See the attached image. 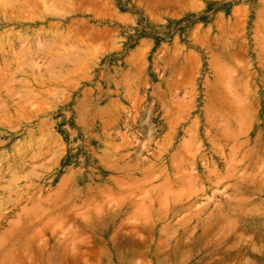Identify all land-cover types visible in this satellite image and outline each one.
<instances>
[{
    "label": "rangeland",
    "instance_id": "1",
    "mask_svg": "<svg viewBox=\"0 0 264 264\" xmlns=\"http://www.w3.org/2000/svg\"><path fill=\"white\" fill-rule=\"evenodd\" d=\"M64 1L0 2V261L72 263L123 216L202 233L203 213L242 210L209 203L232 195L228 153L258 182L263 243L264 171L244 169L264 151V0Z\"/></svg>",
    "mask_w": 264,
    "mask_h": 264
},
{
    "label": "crops",
    "instance_id": "2",
    "mask_svg": "<svg viewBox=\"0 0 264 264\" xmlns=\"http://www.w3.org/2000/svg\"><path fill=\"white\" fill-rule=\"evenodd\" d=\"M255 55H264V52L260 51ZM259 107L262 111L258 116L257 134L252 138L251 147L256 142L264 147V101ZM227 157L231 163L221 167L218 172L231 176L228 187L232 189V195L216 198L209 203L240 204L241 212L220 210L203 213L204 218L210 222L209 227L202 233H196L194 227L180 232L172 216L166 225L156 217L148 222L140 219L136 225L130 223L129 217H116L108 225L107 233L91 234L85 241L83 239L77 243L76 251L83 249L86 244L90 245V249L79 253L74 262L69 264H264V241L259 243L257 220L252 213L255 198L251 193L258 187V182L238 176V172L243 170L239 169L241 167L238 161L242 155L235 154L233 157L228 153ZM246 167L244 171L250 177V173L264 171V151L258 155L252 154L246 161ZM239 188L251 191L244 196L233 194ZM228 219L235 221L232 230L227 229ZM262 232L264 235V229ZM34 245L44 250L46 247L49 249L51 240L40 241V244L36 240ZM0 264L3 263L0 261ZM23 264L67 263L61 258L52 263L48 252Z\"/></svg>",
    "mask_w": 264,
    "mask_h": 264
},
{
    "label": "bare ground",
    "instance_id": "3",
    "mask_svg": "<svg viewBox=\"0 0 264 264\" xmlns=\"http://www.w3.org/2000/svg\"><path fill=\"white\" fill-rule=\"evenodd\" d=\"M3 1H6V0H2V2H3ZM11 1H12V0H11ZM30 1H31V0H30ZM40 1H42V0H40ZM44 1H45V0H44ZM52 1H53V0H52ZM59 1H60V0H59ZM65 1H66V0H65ZM65 1H64V2H65ZM68 1H69V0H68ZM73 1H74V0H73ZM73 1H72V2H73ZM0 2H1V0H0ZM13 2H14V1H13ZM15 2H16V1H15ZM54 2H55V1H54ZM61 2H62V1H61ZM69 2H70V1H69ZM69 2H68V4H69ZM8 3L11 4V2H8ZM16 3H17V2H16ZM62 3H63V2H62ZM0 4H1V3H0ZM12 4H13V3H12ZM54 4H55V3H54ZM57 4H58V3H57ZM59 4H61V3H59ZM20 5H21V4H20ZM50 5H51V3H50ZM4 6H5V4H4ZM48 6H49V5H48ZM51 6H52V5H51ZM70 6H71V5H70ZM6 7H8L7 4H6L5 8H6ZM21 7H22V6H21ZM46 7H47V6H46ZM49 7H50V6H49ZM5 8H4V9H5ZM9 8H10V7H9ZM4 9H3V10H4ZM47 9H48V8H47ZM51 9H52V8H51ZM34 10H35V8H34ZM52 10H54V9H52ZM12 11H13V9H12ZM18 11H19V10H18ZM29 11H30V10H29ZM59 11H60V10H59ZM21 12H22V11H21ZM44 12H45V11H44ZM49 12H50V11H48L47 13H49ZM51 12H52V11H51ZM54 12H55V10H54ZM54 12H53V13H54ZM0 13H1V12H0ZM14 13H15V12H14ZM16 13H17V11H16ZM33 13H34V12H33ZM38 13H39V12H37V14H38ZM47 13H46V14H47ZM55 13H57V12H55ZM10 14H11V13H10ZM17 14H18V13H17ZM22 14H23V13H22ZM28 14H29V13H28ZM28 14H27V15H28ZM59 14H62V13H59ZM10 16H12V15H10ZM18 16H19V15H18ZM58 16H59V15H58ZM12 17H13V16H12ZM26 17H27V16H26ZM32 17H33V16H32ZM49 17H50V16H49ZM55 17H56V16H55ZM10 18H11V17H9V19H10ZM19 18H20V17H19ZM23 18H24V16H23ZM30 18H31V16H30ZM0 19H1V20H5V19H7V17L4 16V13H1V14H0ZM12 19H13V18H11V20H12ZM54 32H55V31H54ZM83 32H84V31H83ZM58 33H59V32H58ZM58 33H57V35H58ZM83 34H84V33H83ZM40 35H42V34H40ZM73 35H74V34H73ZM52 36H53V35H52ZM8 37H9V36H8ZM18 37H19V35H18ZM50 37H51V36H50ZM23 38H24V37H23ZM37 38H38V37H37ZM67 38H68V36H67ZM84 38H86V37H84ZM84 38H83V39H84ZM45 39H46V38H45ZM54 39H55V38H54ZM79 39H80V38H79ZM83 39H82V40H83ZM86 39H87V38H86ZM17 40H18V39H17ZM22 40H23V39H21L20 41H22ZM74 40H75V39H73V41H74ZM84 40H85V39H84ZM95 40H96V39H95ZM46 41H47V40H46ZM49 41H51V40H49ZM76 41H78V40L76 39ZM76 41H75V42H76ZM87 41H89V39H88ZM92 41H93V40H92ZM98 41H99V40H97V42H98ZM18 42H19V41H18ZM26 42H27V41H26ZM54 42H55V41H54ZM62 42H63V41H62ZM81 42H83V41H81ZM23 43L26 44L25 41H24ZM43 43H44V42H43ZM52 43H53V40H52ZM52 43H51V44H52ZM59 43H61V42H59ZM31 44H32V43H31ZM41 44H42V43H41ZM49 44H50V43H49ZM83 44H84V42H83ZM89 44H90V43H89ZM91 44H93V43H91ZM20 45H21V44H20ZM36 45H37V43H36ZM39 45H40V44H39ZM52 45H53V44H52ZM52 45H50V46H52ZM37 46H38V45H37ZM50 46H49V47H50ZM60 46H61V45H60ZM79 46H80V45H79ZM86 46H87V45H86ZM39 47H40V46H39ZM52 47H53V46H52ZM52 47H51V48H52ZM89 47H90V45H89ZM89 47L86 48V49H88V50H86V51H89ZM14 48H15V47H14ZM41 48H43V47L36 48V49H41ZM46 48L48 49V47H45V49H46ZM58 48H59V47H58ZM93 48H94V47H93ZM9 49H10V48H9ZM11 49H12V47H11ZM77 49H78V48H77ZM91 49H92V48H91ZM28 50H29V49H28ZM79 50H80V49H79ZM12 51H13V49H12ZM24 51H25V50H24ZM37 51H38V50H37ZM42 51H43V50H42ZM47 51H49V49H48ZM77 51H78V50H77ZM77 51H75V52H77ZM7 52H8V51H7ZM18 52H19V51H18ZM20 52H21V51H20ZM80 52H82V53H79V54H81V55H82L83 53L85 54V52H83V50H80ZM36 53H37V52H36ZM39 53H41V51H40ZM87 53H88V52H87ZM17 54H19V53H17ZM28 54H29V53H28ZM28 54H26V55H28ZM49 54H50V53H49ZM3 55H4V54H3ZM11 55H12V54H11ZM55 55H56V54H55ZM59 55H60V54H59ZM47 56H48V55H47ZM50 58H51V57H50ZM54 58H55V57H54ZM65 58H66V57H65ZM67 58H68V57H67ZM78 58H79V57H78ZM84 58H85V57H84ZM17 59H18V58H17ZM45 59H46V57H45ZM45 59H44V61H45ZM52 59H53V58H52ZM70 59H71V58H70ZM85 59H86V58H85ZM22 60H23V59H22ZM22 60H21V61H22ZM26 61H27V60H26ZM38 61H39V60H38ZM38 61H37V62H38ZM50 61H51V60H50ZM63 61H65V59H64ZM66 61H67V60H66ZM16 62H17V61H16ZM22 62H23V64L25 63L24 61H22ZM61 62H62V61H61ZM61 62H59V63H61ZM18 63H19V62H18ZM48 63H49V62H48ZM51 63H54V62H51ZM56 63H58V61H57ZM59 63H58V64H59ZM66 63H67V62H66ZM68 63H69V62H68ZM83 63H84V61H83ZM15 64H16V63H15ZM19 64H20V63H19ZM70 64L72 65V63H69V65H70ZM74 64L76 65V64H78V63H74ZM29 65H30V64H29ZM34 65H35V66H34ZM62 65H63V64H62ZM80 65H81V64H80ZM82 65H83V64H82ZM21 66H22V65H21ZM21 66H20V67H21ZM24 66H25V64H24L22 67H24ZM44 66H45V65H44ZM44 66L42 65V67H44ZM52 66H53V65H52ZM56 66H57V65H56ZM20 67H18V69H20ZM22 67H21V68H22ZM33 67L35 68V67H36V64L33 63ZM38 67H39V66H38ZM38 67L36 68V72H37ZM42 67H41V68H42ZM47 67H48V66H47ZM44 68H45V67H44ZM60 68H61V67H60ZM82 68H83V67H82ZM80 69H81V67H80ZM47 70H49V69H47ZM50 70H51V69H50ZM74 70H75V69H74ZM19 71H20V70H19ZM72 71H73V69H72ZM46 72H48V71H46ZM15 73H17V70L15 71ZM37 73H38V72H37ZM48 73H49V72H48ZM21 74H22V73H21ZM46 74H47V73H46ZM59 75H60V74H59ZM66 75H67V74H66ZM68 75H69V74H68ZM57 76H58V75H57ZM60 76H61V75H60ZM63 76H64V75H63ZM63 76H61V77H63ZM36 77H37V76H36ZM48 77H49V76H48ZM52 77H53V76H52ZM58 78H59V77H58ZM58 78H57V80H58ZM41 79H42V78H41ZM49 79H50V77H49ZM50 80H51V79H50ZM59 80H60V79H59ZM47 81H48V80H47ZM15 82H16V81H15ZM15 82H13V83H15ZM7 83H8V82H7ZM7 83H6V84H2V87H1V88H5V87H6V89H7V86H6ZM16 83H17V82H16ZM25 84H26V83H25ZM30 84H31V83H30ZM10 85H11V84H10ZM23 85H24V84H23ZM28 85H29V84H28ZM39 85H40V84H39ZM4 86H5V87H4ZM8 87H9V86H8ZM11 89H12V88H11ZM11 89H10V90H11ZM2 90L5 91V89H2ZM10 90H8V92L6 91V92H5V95H6V94L9 95V91H10ZM0 91H1V89H0ZM18 91H20V90H18ZM18 91H17V92H18ZM22 91L24 92V90H22ZM2 92H3V91H2ZM10 92H12V91H10ZM12 93H13V92H12ZM15 95H16V94H15ZM19 95H20V94H17V97H19ZM30 95H31V94H30ZM10 96H11V95H10ZM10 96H9V97H10ZM11 97H12V96H11ZM13 97H16V96L13 95ZM13 97H12V98H13ZM26 97H27V96H26ZM19 98H22V97H19ZM19 98H18L17 100H19ZM5 99H6V98H5ZM23 100H24V99H21L20 101L25 102V101H23ZM25 100H26V99H25ZM11 101H12V100H11ZM29 102H31V101H29ZM29 102H27V103H29ZM16 103H17V101H16ZM27 103H25V105H26ZM12 104H14V103H12ZM1 105H2V104H1ZM14 105H15V104H14ZM17 105H18V104H17ZM29 105H30V104H29ZM31 106H32V105H31ZM31 106H30V107H31ZM3 107H4V106H3ZM23 107H24V106H23ZM1 108H2V107H1ZM1 108H0V110H1ZM27 108H29V107H27ZM35 108H36V107H35ZM20 109H21V108H20ZM33 109H34V108H33ZM31 110H32V109H30V111H31ZM1 111H2V110H1ZM27 111H28V110H27ZM35 111H37V110H35ZM2 112H3V111H2ZM15 112H16V111H15ZM28 113H29V111H28ZM32 113H33V111H32ZM16 115H17V114H16ZM28 115H29V114H28ZM30 115H31V114H30ZM13 116H14V117H17V116H15V115H13ZM28 118H29V117H28ZM14 120H16V119H14ZM25 120H26V119H25ZM1 121H2V120H1ZM21 121H22V120H21ZM23 121H24V120H23ZM0 124H1V123H0ZM5 125H6V123H5ZM120 143H121V142H120ZM177 159H178V158H177ZM179 161H180V160H179ZM180 163H181V162H180ZM109 166H110V165H109ZM149 166H150V165H149ZM118 168H119V167H118ZM148 170H149V169H148ZM148 170H147V171H148ZM142 171H143V170H142ZM143 172H144V171H143ZM142 177H143V176H142ZM135 179H136V178H135ZM66 180H67V178H66ZM66 180L63 179V180H61V182H62V181L65 182ZM135 181H136V180H135ZM118 182L121 183V181H117V183H118ZM130 182H131V181H130ZM136 182H137V181H136ZM138 182H139V181H138ZM115 183H116V182H115ZM132 183H133V182H132ZM139 183H140V182H139ZM59 184H60V183H59ZM133 184H134V183H133ZM57 185H58V184H57ZM117 185H118V184H117ZM62 186H63V184H62ZM56 187H57V186H56ZM59 188H60V187H59ZM82 202H83V201H82ZM24 210H25V209H24ZM29 211L32 212V208H31V210H29ZM29 211H28V212H29ZM22 213H25V212H22ZM22 213H21V214H22ZM26 213H27V211H26ZM29 214H31V213L29 212ZM35 214H36V211H35ZM19 216H20V215H19ZM16 218H17V217H16ZM15 223H16V222H15ZM10 231H11V230H10ZM9 233H10V232H9ZM16 234H17V233H16Z\"/></svg>",
    "mask_w": 264,
    "mask_h": 264
}]
</instances>
